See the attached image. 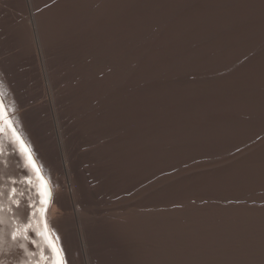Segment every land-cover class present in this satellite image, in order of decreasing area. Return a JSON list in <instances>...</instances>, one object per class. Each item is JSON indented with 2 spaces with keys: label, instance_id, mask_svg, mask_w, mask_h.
Wrapping results in <instances>:
<instances>
[{
  "label": "bare ground",
  "instance_id": "obj_1",
  "mask_svg": "<svg viewBox=\"0 0 264 264\" xmlns=\"http://www.w3.org/2000/svg\"><path fill=\"white\" fill-rule=\"evenodd\" d=\"M0 74V264H264V0H0Z\"/></svg>",
  "mask_w": 264,
  "mask_h": 264
},
{
  "label": "snow or ice",
  "instance_id": "obj_2",
  "mask_svg": "<svg viewBox=\"0 0 264 264\" xmlns=\"http://www.w3.org/2000/svg\"><path fill=\"white\" fill-rule=\"evenodd\" d=\"M25 232H27V228L17 229L11 233V237L13 240H16L18 235H23ZM49 245L53 253V264H65V258L62 249L52 241H49Z\"/></svg>",
  "mask_w": 264,
  "mask_h": 264
},
{
  "label": "rangeland",
  "instance_id": "obj_3",
  "mask_svg": "<svg viewBox=\"0 0 264 264\" xmlns=\"http://www.w3.org/2000/svg\"><path fill=\"white\" fill-rule=\"evenodd\" d=\"M75 0H70V2H74ZM68 14H70L69 16H71V17H74L73 16V12H70V13H68ZM5 162V161H4ZM7 254H9V253H7ZM3 260L6 262H8V264H10V261L12 260V258H3Z\"/></svg>",
  "mask_w": 264,
  "mask_h": 264
}]
</instances>
